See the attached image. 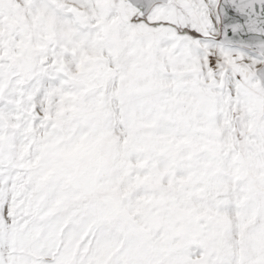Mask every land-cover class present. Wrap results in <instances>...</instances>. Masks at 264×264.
<instances>
[{
  "label": "snow or ice",
  "instance_id": "snow-or-ice-1",
  "mask_svg": "<svg viewBox=\"0 0 264 264\" xmlns=\"http://www.w3.org/2000/svg\"><path fill=\"white\" fill-rule=\"evenodd\" d=\"M0 264H264V0H0Z\"/></svg>",
  "mask_w": 264,
  "mask_h": 264
}]
</instances>
